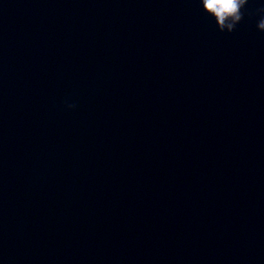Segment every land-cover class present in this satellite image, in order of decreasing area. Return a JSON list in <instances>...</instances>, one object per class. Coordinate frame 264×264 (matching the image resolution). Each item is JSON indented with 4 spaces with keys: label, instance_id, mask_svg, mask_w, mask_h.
Here are the masks:
<instances>
[{
    "label": "water",
    "instance_id": "water-1",
    "mask_svg": "<svg viewBox=\"0 0 264 264\" xmlns=\"http://www.w3.org/2000/svg\"><path fill=\"white\" fill-rule=\"evenodd\" d=\"M262 5L0 0V264H264Z\"/></svg>",
    "mask_w": 264,
    "mask_h": 264
},
{
    "label": "clouds",
    "instance_id": "clouds-1",
    "mask_svg": "<svg viewBox=\"0 0 264 264\" xmlns=\"http://www.w3.org/2000/svg\"><path fill=\"white\" fill-rule=\"evenodd\" d=\"M203 10L215 19L220 32L232 33L244 18L249 0H200ZM259 15L257 28L264 31V5L256 9ZM71 107V106H70Z\"/></svg>",
    "mask_w": 264,
    "mask_h": 264
}]
</instances>
